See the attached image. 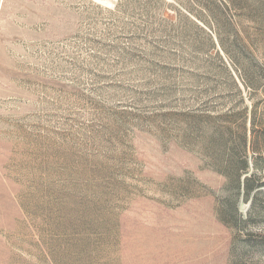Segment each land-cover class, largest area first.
I'll use <instances>...</instances> for the list:
<instances>
[{"label":"rangeland","instance_id":"1","mask_svg":"<svg viewBox=\"0 0 264 264\" xmlns=\"http://www.w3.org/2000/svg\"><path fill=\"white\" fill-rule=\"evenodd\" d=\"M0 264H264V0H0Z\"/></svg>","mask_w":264,"mask_h":264},{"label":"trees","instance_id":"2","mask_svg":"<svg viewBox=\"0 0 264 264\" xmlns=\"http://www.w3.org/2000/svg\"><path fill=\"white\" fill-rule=\"evenodd\" d=\"M244 148H246V137H244ZM248 167V164L247 163H244V168ZM243 186H244V190H246L247 192H250L251 189L255 188V187H258L259 186V183H257L256 185H254V183L249 180V179H246L243 183Z\"/></svg>","mask_w":264,"mask_h":264}]
</instances>
